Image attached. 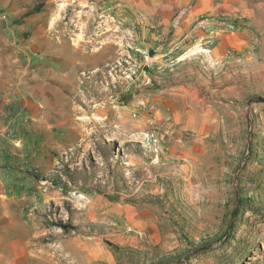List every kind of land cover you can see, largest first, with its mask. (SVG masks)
<instances>
[{
	"label": "rangeland",
	"instance_id": "1",
	"mask_svg": "<svg viewBox=\"0 0 264 264\" xmlns=\"http://www.w3.org/2000/svg\"><path fill=\"white\" fill-rule=\"evenodd\" d=\"M144 1L0 0V264H264V0L175 88L109 26Z\"/></svg>",
	"mask_w": 264,
	"mask_h": 264
},
{
	"label": "crops",
	"instance_id": "2",
	"mask_svg": "<svg viewBox=\"0 0 264 264\" xmlns=\"http://www.w3.org/2000/svg\"><path fill=\"white\" fill-rule=\"evenodd\" d=\"M200 1L202 0L196 1L188 9L183 4L181 5L178 0L144 1L142 9L146 17L145 19L137 20L141 22V25L138 27L141 29L140 38L142 40L144 39V34L149 30L148 36L150 37L147 38V43L142 40L139 42V35H136L134 31L133 24L135 19H109V26L115 31L120 27V24L126 25V31L132 34V37L135 36L137 40H135L136 43L132 42L133 46L129 45L131 49L138 48L140 45L153 47L155 53L151 56L156 58L155 65L159 67V71L163 74L162 78L168 79V87L175 88L176 84L178 85L180 81V73L188 68L192 69V66H184V60L179 62L180 58L179 60L176 58L180 55L179 51L181 49L186 50L187 48L182 44L181 36L189 31L191 23L195 20L194 18L199 14L202 7L223 10L231 16V19L227 20L235 25L234 30L221 32L217 35L215 45L207 53H203L205 56L203 60H208L213 65L221 64L224 62L225 54L229 49H251L255 46L257 19H254V16L261 7L260 3L257 6L255 3H251L250 6H244L242 2L239 3V0H222L223 6H221L219 2H215L217 0H207L205 4ZM149 26L155 27L154 30L158 33L150 32ZM174 44H178L179 48L173 53V60L165 62L162 59V55ZM101 46L99 44L95 48H100ZM98 59L100 60L101 58ZM133 61H131V67L136 66L135 59ZM86 62H89V60H86ZM94 65L96 67L98 64Z\"/></svg>",
	"mask_w": 264,
	"mask_h": 264
},
{
	"label": "built area",
	"instance_id": "3",
	"mask_svg": "<svg viewBox=\"0 0 264 264\" xmlns=\"http://www.w3.org/2000/svg\"><path fill=\"white\" fill-rule=\"evenodd\" d=\"M235 25L228 21L226 17L216 16V15H206L198 19H195L190 26V29L182 37V44H191L190 47H187L186 50L182 51V54L176 58H180L182 55L187 56L188 54L196 53H207L216 42V37L221 32L234 30ZM179 48L178 44L170 46L162 55V59L165 62L173 60V53L176 52ZM195 48V49H192ZM187 51H189L187 53ZM146 65L148 67H153L156 64V59L151 55H146ZM128 72H125L124 77L127 79L133 78L134 69L129 67Z\"/></svg>",
	"mask_w": 264,
	"mask_h": 264
},
{
	"label": "bare ground",
	"instance_id": "4",
	"mask_svg": "<svg viewBox=\"0 0 264 264\" xmlns=\"http://www.w3.org/2000/svg\"><path fill=\"white\" fill-rule=\"evenodd\" d=\"M13 61H14V60H13ZM22 61H23V60H22ZM24 245H25V244H24ZM27 245H28V244L26 243L25 247H26ZM23 247H24V246H23ZM81 247H84V246H81ZM18 250H19V249H18ZM18 250H17V251H18ZM92 250H93V249H92ZM22 251L26 252L27 254L30 253V251H28V249H27V251H26V250H24V248H23ZM34 251H35V250H34ZM18 252H19V251H18ZM51 252H52V251H51ZM93 252H94V251H93ZM87 253L89 254L90 252L88 251ZM44 254H45V253H44ZM52 254H53V253H52ZM93 254H94V253H93ZM93 254H92V252H91V256H92ZM11 255H12V254H11ZM19 255H20V254H19ZM24 255H25V254H24ZM58 255H59V254H58ZM58 255H57V256H58ZM94 255H95V254H94ZM17 256H18V255H17ZM22 256H23V255H22ZM31 256H33V255H31ZM49 256H50V257H53L52 255H48V257H49ZM61 257H63V256H61ZM33 258H34V257H33ZM25 259H26V258H25ZM42 259H43V258H42ZM49 259H50V258H49ZM51 259H52V258H51ZM87 259H88V258H87ZM89 259H91V258H89ZM6 260H7V259H6ZM55 261H56V260H55ZM53 262H54V261H53ZM59 262H60V261H59ZM8 263H9V262H8Z\"/></svg>",
	"mask_w": 264,
	"mask_h": 264
}]
</instances>
